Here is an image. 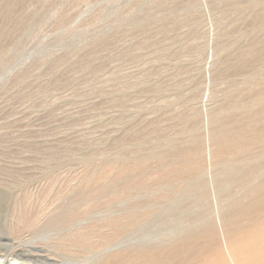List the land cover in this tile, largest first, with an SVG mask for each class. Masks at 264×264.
<instances>
[{
	"label": "rangeland",
	"instance_id": "obj_1",
	"mask_svg": "<svg viewBox=\"0 0 264 264\" xmlns=\"http://www.w3.org/2000/svg\"><path fill=\"white\" fill-rule=\"evenodd\" d=\"M13 171L0 238L51 188L118 264H264V0H0Z\"/></svg>",
	"mask_w": 264,
	"mask_h": 264
},
{
	"label": "bare ground",
	"instance_id": "obj_2",
	"mask_svg": "<svg viewBox=\"0 0 264 264\" xmlns=\"http://www.w3.org/2000/svg\"><path fill=\"white\" fill-rule=\"evenodd\" d=\"M36 178L21 171L0 172V196L20 192ZM59 199L60 189L47 188L43 190L38 202L29 207L23 206L24 217L16 227L13 223L7 229L6 224L3 226L6 232L4 230L0 238V264H18L10 263L9 258L24 262L22 264H83L81 261L118 264L117 261L122 260L118 253L112 254L119 248L109 247V237L100 234L93 240L86 235L88 227L85 225L88 224L87 217L92 210H71L72 205L69 206L68 213H61L58 208ZM83 206L89 207L85 204ZM27 233L29 235L25 236ZM34 233L42 240L39 244L44 246H34L38 242ZM144 257L148 264H157L156 254L126 259L137 263Z\"/></svg>",
	"mask_w": 264,
	"mask_h": 264
}]
</instances>
